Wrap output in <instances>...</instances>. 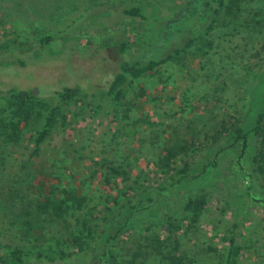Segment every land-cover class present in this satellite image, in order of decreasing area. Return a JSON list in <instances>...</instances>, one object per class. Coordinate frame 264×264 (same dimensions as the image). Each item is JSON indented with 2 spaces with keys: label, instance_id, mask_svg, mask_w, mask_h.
<instances>
[{
  "label": "rangeland",
  "instance_id": "1",
  "mask_svg": "<svg viewBox=\"0 0 264 264\" xmlns=\"http://www.w3.org/2000/svg\"><path fill=\"white\" fill-rule=\"evenodd\" d=\"M188 1L0 0L2 90L30 89L44 98L63 87L88 90L109 81L122 61L146 63L192 41L181 54L139 79L118 105L104 102L95 113L86 100L63 109L65 120H59L31 162L32 135L39 126L31 119L22 122L17 145L11 143L4 155L10 178L16 182L29 177L27 182L42 186V193L56 194L59 201L82 200L81 208L51 219L52 236H69L77 220L102 221L116 191L132 185L127 175L155 183L166 150L187 146L191 151L184 158L189 159L211 143L222 123L250 133L255 115L264 110V0H226L209 32V18L188 17L189 4L193 10L199 6L198 0ZM134 5L146 20L121 14ZM180 14L188 17L179 27L182 32L167 38L161 30ZM46 37L49 44L40 45ZM123 44L131 49L121 53ZM91 90L89 99L96 103L101 96ZM236 155H224L207 170L206 178L201 176L199 187L209 197L199 228L179 233V251L192 258L190 264H211V250L223 252L221 233L236 212L243 245L238 264H264L258 253L264 210L257 204L238 210V195L230 196ZM236 184L242 187L246 181ZM20 221L18 211L0 207L1 254L11 240L19 239ZM142 254L136 263L159 259L154 252Z\"/></svg>",
  "mask_w": 264,
  "mask_h": 264
},
{
  "label": "trees",
  "instance_id": "2",
  "mask_svg": "<svg viewBox=\"0 0 264 264\" xmlns=\"http://www.w3.org/2000/svg\"><path fill=\"white\" fill-rule=\"evenodd\" d=\"M225 1L198 0L199 6L195 10L189 4L191 13L188 17L199 14L209 18L211 22L205 28L209 32ZM121 14L146 20L139 5L124 8ZM186 16L180 14L179 19L172 17L174 20L171 19L166 30H161L162 34L169 38L174 32L181 33L179 27L188 18ZM176 26L177 29L168 28ZM49 41L50 38L46 37L41 38L39 43L47 45ZM191 42L181 48H173L164 56L153 57L146 63L122 61L109 81L88 90L80 85L63 87L44 98L30 89H0V207L18 211L21 221L17 229L22 231L19 239L11 240L4 248L5 252L0 253V264H145L144 259L136 263L143 256L142 250L148 255L152 252L159 255V259L152 264H190L192 258L179 251V233L183 236L199 228L209 197L199 187L203 184L201 176L206 178L207 170L215 167L216 160L233 151L237 155L230 170L231 191L228 190L226 200L229 199V191L231 197L234 192L242 204L238 210L256 204L264 210V110L255 115L250 133L242 126L232 124L228 127L227 123H222L221 130L216 132L211 143L201 151H195L189 159L184 158L189 157L191 151L187 146L166 150L158 161L155 183L127 175V180L132 179V185L126 184L116 191L113 206L106 208L102 221L77 220L65 238L51 235V219L59 220L66 211L81 208L82 200L67 203L62 198L59 201L56 194L42 193V186L27 182L29 177L14 182L3 166L9 145H17L22 122L31 119L39 126L32 135L33 144L28 159L31 162L40 155L43 144L57 128L59 120H65L63 109L72 104H85L86 100L95 113L101 110L104 102L118 105L139 79L154 73L181 54ZM130 49L129 44L120 46L121 53ZM92 88L101 96L96 103L93 98L89 99ZM237 180L246 181V185L237 186ZM33 186L34 193L31 191ZM27 192L33 195L28 198ZM236 215L237 212L221 233L220 242L226 245L223 252L211 250V264H238L243 245L239 235L242 221ZM262 232L264 234V225ZM128 240L129 247L126 244ZM167 240L172 242L171 246ZM258 253L264 259V239L258 246Z\"/></svg>",
  "mask_w": 264,
  "mask_h": 264
}]
</instances>
